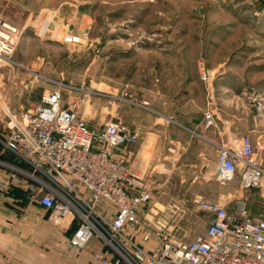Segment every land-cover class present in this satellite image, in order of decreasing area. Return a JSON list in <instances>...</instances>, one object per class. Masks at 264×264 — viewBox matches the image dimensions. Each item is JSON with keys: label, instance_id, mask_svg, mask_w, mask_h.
I'll use <instances>...</instances> for the list:
<instances>
[{"label": "rangeland", "instance_id": "1", "mask_svg": "<svg viewBox=\"0 0 264 264\" xmlns=\"http://www.w3.org/2000/svg\"><path fill=\"white\" fill-rule=\"evenodd\" d=\"M67 33L78 41L66 42ZM0 41L10 48L0 53V148L8 130L6 110L30 109L44 92L58 89L89 125L121 123L138 132L135 143L140 135L138 126L130 127L135 122L145 130L163 124L160 138L175 141L182 136L183 117L193 122L211 100L218 125L228 120L234 136L249 133L264 153V5L257 0H0ZM201 64L212 73L207 82L200 78ZM188 129L184 136L193 144L197 134ZM7 152L9 165L27 169ZM215 168L208 172L206 164L179 159L169 175L147 178L151 202L138 212L136 225L120 232L127 239L119 238L124 250L113 245L124 255L136 248L155 250L157 223L178 240L203 232L208 214L195 204V194L204 190L228 199ZM238 181L227 182L229 189ZM22 184L9 180L0 204L41 206ZM181 193L187 206H176ZM169 203L173 215L164 212ZM49 216L75 229L80 222L50 211ZM72 229L65 227L63 234L69 237ZM91 240L111 253V263L118 257L99 236L84 248Z\"/></svg>", "mask_w": 264, "mask_h": 264}, {"label": "built area", "instance_id": "2", "mask_svg": "<svg viewBox=\"0 0 264 264\" xmlns=\"http://www.w3.org/2000/svg\"><path fill=\"white\" fill-rule=\"evenodd\" d=\"M257 1L264 5V0ZM66 35V42L78 41L77 36ZM0 45V53L8 54L10 48L1 41ZM211 76L201 64L200 78L207 82ZM7 113L3 146L27 167L8 165L13 170L10 183L24 182L51 216L80 219L68 237L70 247L82 249L99 236L119 253L114 264H264V157H253L248 135L233 146H218L214 175L221 182L238 177L244 192L258 190L260 216L252 215L247 197H235L228 203L197 194L195 204L208 214L203 232L178 240L164 224L157 223L159 244L155 250L136 248L124 255L113 242L124 250L119 238L127 239L120 232L136 225L138 212L152 200L146 178L131 173L124 156L125 146L136 142L137 133L117 122L89 125L79 115L77 104H65L58 89L44 92L30 109ZM203 119L207 127L217 124L213 108L204 111ZM96 201L102 202L104 209L95 207ZM107 206L111 219H107ZM164 212L173 215L174 205L167 204ZM110 254L98 251L93 256L109 264Z\"/></svg>", "mask_w": 264, "mask_h": 264}, {"label": "crops", "instance_id": "3", "mask_svg": "<svg viewBox=\"0 0 264 264\" xmlns=\"http://www.w3.org/2000/svg\"><path fill=\"white\" fill-rule=\"evenodd\" d=\"M207 107L213 108L216 113L211 100L207 102ZM207 107H204L193 122H188L183 117L181 120L183 123L181 125L182 131H180L182 136L175 141L169 138L167 140L163 137L160 138L158 132L159 130L162 131L163 124L159 125V129L153 128V125L150 124L146 126L150 129L145 130L142 124H137L133 120L135 125H130V127L138 126L140 135L137 143L128 144L124 148V156L130 172L140 174L146 180L147 178L158 180L169 175L168 172L174 169V162L179 159L181 163L185 162V164H206L209 172L212 167H216L218 146L222 144L233 146L244 135L251 138L254 146L253 157L257 159L264 157V153L258 150L257 144L249 133L234 136L231 123L229 125L228 120H225L220 126L218 122L216 126H205L203 113ZM115 116L122 117V115L119 116V113H115ZM149 122L151 123L152 119ZM188 127L194 129L195 134H197L193 144H190V139L184 136L190 131ZM218 140L222 143H218ZM170 141L173 144L170 145ZM8 155L11 154L4 148H0V190L9 185L12 174L8 167L11 163ZM221 184L224 185L223 191L228 196L225 202L230 203L235 197H247L252 215L254 217L261 215V210L259 212V208L255 207L257 204L260 206L258 190L244 192L239 188V181L238 186L236 188L231 187V189H229L227 182ZM13 186V188L21 187L20 185ZM254 193L258 194L257 200L256 196L253 195ZM183 195L184 193H181V196ZM200 195L209 200L221 199V195L210 191L203 190ZM187 201L185 197L181 198L176 202V206H187ZM103 207L98 206V209ZM107 207L105 208L107 210L106 215L110 217L111 208ZM69 224L71 223L67 222L63 226L58 225V222L49 216L48 209L41 206H2L0 204V264H102L93 256L94 251L101 249L95 241L91 240V245L84 249H74L67 244L68 235L63 234V229L65 227L73 228L70 235L75 230V227L69 226ZM145 236L140 232L138 238L143 241Z\"/></svg>", "mask_w": 264, "mask_h": 264}, {"label": "bare ground", "instance_id": "4", "mask_svg": "<svg viewBox=\"0 0 264 264\" xmlns=\"http://www.w3.org/2000/svg\"><path fill=\"white\" fill-rule=\"evenodd\" d=\"M1 46V45H0ZM6 111H8V110H6Z\"/></svg>", "mask_w": 264, "mask_h": 264}]
</instances>
